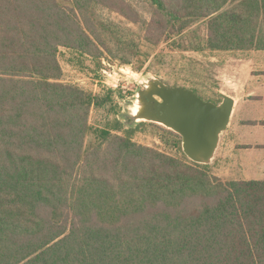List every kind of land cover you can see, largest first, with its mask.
Returning a JSON list of instances; mask_svg holds the SVG:
<instances>
[{
    "label": "trees",
    "instance_id": "obj_1",
    "mask_svg": "<svg viewBox=\"0 0 264 264\" xmlns=\"http://www.w3.org/2000/svg\"><path fill=\"white\" fill-rule=\"evenodd\" d=\"M145 2L149 21L124 0H0V264H264V180L217 177L167 129L178 156L137 144L130 116L92 126L112 96L60 81L61 47L137 56L99 8L140 23L150 43L264 46L253 44L264 0Z\"/></svg>",
    "mask_w": 264,
    "mask_h": 264
},
{
    "label": "rangeland",
    "instance_id": "obj_2",
    "mask_svg": "<svg viewBox=\"0 0 264 264\" xmlns=\"http://www.w3.org/2000/svg\"><path fill=\"white\" fill-rule=\"evenodd\" d=\"M124 2L130 4L141 19L149 21L153 17L145 0H124ZM98 14L116 23L122 36L126 40H132L133 45L137 46V56H132L130 63L126 64L120 62L117 57L120 53L115 51L113 46V55L109 57L104 54L99 59L80 55L72 49L61 47L57 54L62 70L60 81L77 85L93 94L109 93L112 96L113 108L90 110L88 121L92 126H104L107 121L113 119L129 123L128 117L133 114L139 120L132 119L131 127L137 128L132 137L133 141L157 151L178 156L179 151L165 143V138L170 135L165 130H172L137 115L138 110L144 107L138 100V93L145 90L150 83L148 89H152L154 84L152 82H158V85L160 83L168 87L191 89L202 100L219 103L222 98L216 91L215 68L210 62V57L214 55L213 51L175 48L171 40L165 39L150 43L144 40V31L140 23H131L119 12L108 8H99ZM192 28L198 35L204 36L206 33V25L203 21ZM259 34L263 38L264 31H260ZM190 40L191 37L184 38L186 44ZM258 40L254 38L253 44H256ZM125 53L128 55L129 51L126 50ZM90 139V137L86 139V144ZM211 172L213 174L214 170L211 169Z\"/></svg>",
    "mask_w": 264,
    "mask_h": 264
},
{
    "label": "crops",
    "instance_id": "obj_3",
    "mask_svg": "<svg viewBox=\"0 0 264 264\" xmlns=\"http://www.w3.org/2000/svg\"><path fill=\"white\" fill-rule=\"evenodd\" d=\"M213 54L216 91L232 107L208 165L224 180H264V46Z\"/></svg>",
    "mask_w": 264,
    "mask_h": 264
},
{
    "label": "water",
    "instance_id": "obj_4",
    "mask_svg": "<svg viewBox=\"0 0 264 264\" xmlns=\"http://www.w3.org/2000/svg\"><path fill=\"white\" fill-rule=\"evenodd\" d=\"M152 83V89H148L150 83L138 93V100L144 106L141 118L155 121L180 135L184 154L194 162L209 164L219 135L228 122L232 100L223 96L219 103L204 101L191 89ZM130 117L137 120L133 114Z\"/></svg>",
    "mask_w": 264,
    "mask_h": 264
},
{
    "label": "bare ground",
    "instance_id": "obj_5",
    "mask_svg": "<svg viewBox=\"0 0 264 264\" xmlns=\"http://www.w3.org/2000/svg\"><path fill=\"white\" fill-rule=\"evenodd\" d=\"M144 107H141L139 110H138V113L137 115L141 116V112L143 111ZM138 118V117H137Z\"/></svg>",
    "mask_w": 264,
    "mask_h": 264
},
{
    "label": "flooded vegetation",
    "instance_id": "obj_6",
    "mask_svg": "<svg viewBox=\"0 0 264 264\" xmlns=\"http://www.w3.org/2000/svg\"><path fill=\"white\" fill-rule=\"evenodd\" d=\"M154 97L158 100V101H161L160 97L157 96V95H154Z\"/></svg>",
    "mask_w": 264,
    "mask_h": 264
}]
</instances>
